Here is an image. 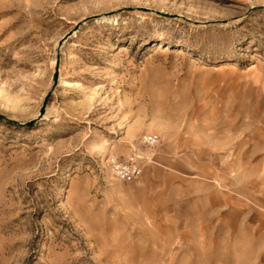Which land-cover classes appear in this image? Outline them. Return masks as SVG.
<instances>
[{"label": "rangeland", "instance_id": "obj_1", "mask_svg": "<svg viewBox=\"0 0 264 264\" xmlns=\"http://www.w3.org/2000/svg\"><path fill=\"white\" fill-rule=\"evenodd\" d=\"M0 264H264V0H0Z\"/></svg>", "mask_w": 264, "mask_h": 264}, {"label": "built area", "instance_id": "obj_2", "mask_svg": "<svg viewBox=\"0 0 264 264\" xmlns=\"http://www.w3.org/2000/svg\"><path fill=\"white\" fill-rule=\"evenodd\" d=\"M155 141V136H144V142L146 144L152 145ZM107 169L115 179L122 182L133 181L140 175V168L134 160L121 161L115 158H109L107 161Z\"/></svg>", "mask_w": 264, "mask_h": 264}]
</instances>
